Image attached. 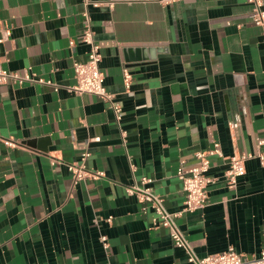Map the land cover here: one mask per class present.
<instances>
[{
  "label": "crops",
  "instance_id": "obj_1",
  "mask_svg": "<svg viewBox=\"0 0 264 264\" xmlns=\"http://www.w3.org/2000/svg\"><path fill=\"white\" fill-rule=\"evenodd\" d=\"M0 0V69L55 86L0 84V264H191L128 187L143 177L169 212L179 166L209 155L205 206L175 222L198 257L264 249V27L247 0ZM264 9V0H261ZM90 24L114 102L70 91ZM132 75L124 86V69ZM125 131V137L122 136ZM11 139L14 145L5 144ZM89 153L103 172L75 182ZM250 154L234 186L227 157ZM107 236L105 247L101 237Z\"/></svg>",
  "mask_w": 264,
  "mask_h": 264
},
{
  "label": "built area",
  "instance_id": "obj_2",
  "mask_svg": "<svg viewBox=\"0 0 264 264\" xmlns=\"http://www.w3.org/2000/svg\"><path fill=\"white\" fill-rule=\"evenodd\" d=\"M162 2H173L177 0H160ZM85 5L93 4L98 6L99 3L93 0H83ZM251 4L249 18L255 25L264 27V9L262 8L261 0H247ZM89 45L87 59L84 61L74 62V71L76 84L70 87V91L78 94H93L97 95L115 112L117 121L121 120L122 106L114 102V94L111 93L105 83V75L101 68L102 53L100 45L94 38V32L87 24L83 32V39ZM124 86L130 89L132 84V75L128 68L124 69ZM26 81L42 82L59 88V85L53 83L51 80L39 78L35 73L27 71L20 74L18 72L0 69V84L10 82L12 84H23ZM126 133L122 130V136L125 137ZM264 142V140L260 141ZM5 144L14 145L11 139L5 140ZM221 154L218 144L208 150L197 153L199 163L189 168L179 166L175 174L181 183V188L184 192V199L182 208L178 211L169 212L164 204L163 197L153 192L148 185L153 181L150 177H143L141 184L137 181L128 187V192L136 196L141 204L143 213H147L152 209L154 215L152 217V224L156 227H164L169 230V236L174 246L183 248L187 254V259L191 264H264V249L251 258H246L243 254L237 252L232 246L227 247L225 250L208 253L202 257L196 256L187 244L182 231L178 228L175 220L181 215L182 212H193L205 206L206 202V186L212 182V178L208 176L209 170V155ZM89 153L84 152L81 158L69 164V170L72 173L75 182L86 180L87 178H98L103 175V172H92L87 167V157ZM261 163L264 164V156L258 154ZM251 157L250 154H232L227 159V170L224 172V181L229 186H234L236 179L245 173V161ZM105 247L108 246L107 236L101 237Z\"/></svg>",
  "mask_w": 264,
  "mask_h": 264
}]
</instances>
